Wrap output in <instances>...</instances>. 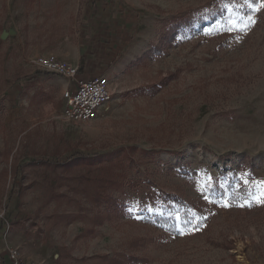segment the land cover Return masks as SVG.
<instances>
[{
  "label": "rangeland",
  "instance_id": "374dc122",
  "mask_svg": "<svg viewBox=\"0 0 264 264\" xmlns=\"http://www.w3.org/2000/svg\"><path fill=\"white\" fill-rule=\"evenodd\" d=\"M256 1L231 0L183 38L189 18L220 0H0L1 264L9 248L40 264H264ZM85 4L86 48L101 37L95 65L111 99L74 125L62 119L65 80L34 62L73 64ZM107 177L120 210L96 226Z\"/></svg>",
  "mask_w": 264,
  "mask_h": 264
},
{
  "label": "built area",
  "instance_id": "2783aa9c",
  "mask_svg": "<svg viewBox=\"0 0 264 264\" xmlns=\"http://www.w3.org/2000/svg\"><path fill=\"white\" fill-rule=\"evenodd\" d=\"M39 71L56 75L69 82L61 97L64 101L62 119L74 125L87 124L98 118L100 109L110 101L109 81L105 76L77 78L78 67L58 60L54 55L35 59ZM1 264V262H0ZM7 264H40L24 257L18 249H7Z\"/></svg>",
  "mask_w": 264,
  "mask_h": 264
},
{
  "label": "trees",
  "instance_id": "16d2710c",
  "mask_svg": "<svg viewBox=\"0 0 264 264\" xmlns=\"http://www.w3.org/2000/svg\"><path fill=\"white\" fill-rule=\"evenodd\" d=\"M219 3H223V5H225L224 7H221L217 4ZM253 3L256 4L257 1L253 0ZM231 4V0H220V2L216 3V5H214V7H212L210 10H208L205 13L199 14V15H194V17H190L188 21H190L189 25L186 26V30L180 32L181 36L186 37L187 35H194L195 33H197L198 31H200L202 29V27H208L210 26V22L214 21V20H219L222 17V9L226 8L227 5ZM175 32H169L170 37L172 38L173 36H175ZM81 61L80 60V64L78 67V71H77V78L81 79L80 77V72H81ZM31 80V79H29ZM92 159H77L71 162H67L64 163L62 165H57V168L60 169V171H64V172H70L71 170H73L75 167L79 166L82 164V162H91ZM112 180L107 178L101 179L98 181V193H95L94 196V201H96L97 205H104V212L98 214L96 217H94L93 219V224L96 226H100L102 225V223L105 221V219H109L110 218V210H114V211H118V209L120 210V205L117 203V201L110 197L108 194L106 195V190L108 189V185L111 183ZM104 186H106L107 188H104ZM162 222V221H160ZM169 228H173L171 226H169ZM133 262L135 263H139L141 261H137V260H133Z\"/></svg>",
  "mask_w": 264,
  "mask_h": 264
},
{
  "label": "crops",
  "instance_id": "0c3cea01",
  "mask_svg": "<svg viewBox=\"0 0 264 264\" xmlns=\"http://www.w3.org/2000/svg\"><path fill=\"white\" fill-rule=\"evenodd\" d=\"M82 11H83L84 19L82 21V27H81V42L78 47L77 57L73 61L72 65L79 67L80 60L82 59L80 77L81 79H86V78H91V77H96V76H102V74L106 71L107 68L104 67L103 65H99V64L95 65L96 56H99L98 52H97L98 55L97 54L95 55V47L98 46L99 48L100 40H102L100 39L101 37H99V35H95V37L97 36L96 38H97L98 45L94 46L96 42H94L91 39L92 41L88 43V47L86 48V4L83 6ZM92 23H94V21ZM99 24H101V22ZM125 24H127V21L125 22ZM126 28H127V25H123V27H119L118 36H117L118 38L120 37V35L126 32L125 31ZM97 59L101 60V57H97ZM57 79L63 81L61 77H57ZM61 84L64 87V89H66L69 86V82L66 80L64 83H61Z\"/></svg>",
  "mask_w": 264,
  "mask_h": 264
},
{
  "label": "water",
  "instance_id": "95a60500",
  "mask_svg": "<svg viewBox=\"0 0 264 264\" xmlns=\"http://www.w3.org/2000/svg\"><path fill=\"white\" fill-rule=\"evenodd\" d=\"M6 36H7L6 34H2V35H1V39H5Z\"/></svg>",
  "mask_w": 264,
  "mask_h": 264
},
{
  "label": "snow or ice",
  "instance_id": "6c2138e0",
  "mask_svg": "<svg viewBox=\"0 0 264 264\" xmlns=\"http://www.w3.org/2000/svg\"><path fill=\"white\" fill-rule=\"evenodd\" d=\"M262 7H264V5H261Z\"/></svg>",
  "mask_w": 264,
  "mask_h": 264
}]
</instances>
